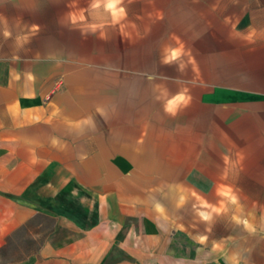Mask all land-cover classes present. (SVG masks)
I'll return each instance as SVG.
<instances>
[{
  "label": "crops",
  "instance_id": "1",
  "mask_svg": "<svg viewBox=\"0 0 264 264\" xmlns=\"http://www.w3.org/2000/svg\"><path fill=\"white\" fill-rule=\"evenodd\" d=\"M18 24L0 20V264H202L176 200L264 199V160L249 179L247 158L264 86L217 80L212 48L137 82L121 62L34 50L37 24ZM262 209L226 235V262L264 264Z\"/></svg>",
  "mask_w": 264,
  "mask_h": 264
},
{
  "label": "rangeland",
  "instance_id": "2",
  "mask_svg": "<svg viewBox=\"0 0 264 264\" xmlns=\"http://www.w3.org/2000/svg\"><path fill=\"white\" fill-rule=\"evenodd\" d=\"M0 20L35 22L34 50L66 46L74 57L99 59L106 70L121 62L136 69L137 82L162 68L202 60L212 48V62L222 66L212 71L217 80L225 74L235 86H264V0H0ZM260 145L262 137L250 143L249 179L259 177L254 172L264 160ZM201 194L206 197L176 200L177 214L171 216L184 225L185 254L196 253L198 232L202 264H230V249L221 243L226 235L240 234L243 217L263 212L264 199L214 198L212 189ZM244 245L232 254L239 256Z\"/></svg>",
  "mask_w": 264,
  "mask_h": 264
},
{
  "label": "clouds",
  "instance_id": "3",
  "mask_svg": "<svg viewBox=\"0 0 264 264\" xmlns=\"http://www.w3.org/2000/svg\"><path fill=\"white\" fill-rule=\"evenodd\" d=\"M117 2H118V0H117ZM184 99L185 98H184L183 95L177 96L174 101L170 102V104L168 106H166V111L172 112V114H175L174 113V108H175L176 102L177 101H183Z\"/></svg>",
  "mask_w": 264,
  "mask_h": 264
},
{
  "label": "built area",
  "instance_id": "4",
  "mask_svg": "<svg viewBox=\"0 0 264 264\" xmlns=\"http://www.w3.org/2000/svg\"><path fill=\"white\" fill-rule=\"evenodd\" d=\"M62 86H63V79L62 78L57 79L53 86V92L60 90Z\"/></svg>",
  "mask_w": 264,
  "mask_h": 264
}]
</instances>
